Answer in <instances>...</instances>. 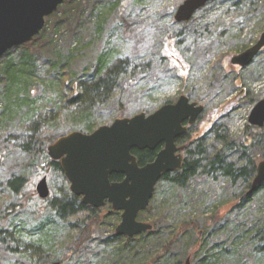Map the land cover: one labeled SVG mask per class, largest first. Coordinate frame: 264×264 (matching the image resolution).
Wrapping results in <instances>:
<instances>
[{"label": "trees", "instance_id": "16d2710c", "mask_svg": "<svg viewBox=\"0 0 264 264\" xmlns=\"http://www.w3.org/2000/svg\"><path fill=\"white\" fill-rule=\"evenodd\" d=\"M103 1L72 0L61 4L46 18L37 36L7 52L13 51L17 57L6 58V53L0 57L1 76L5 81L4 105L0 104V138L13 122L23 123L32 132L33 140L22 145V151L36 171L45 174L48 184L56 173L66 186L61 192L52 189V198L50 190L49 197L41 199L34 191L28 192V178L14 176L5 182L0 190V257L8 264L54 261L87 264L98 255L107 258L106 264H184L187 257L190 264H217L237 243L241 247L250 245L257 256H264V210L255 206L264 182L248 193L257 163L264 159V125L247 124L240 136L230 137L226 125L221 124L214 127L211 144L206 145L198 138L189 144H195L194 148L185 145L181 168L161 176L149 205L137 216L152 228L132 237L115 234V225L109 218L119 213L112 211L109 204L104 206L109 210L102 214L101 208L83 204L80 197L70 192L59 163L48 156L47 146L67 132L95 130L99 126L97 109L110 98L112 89L116 86L127 89L136 80L131 74L132 78L118 80L122 69L119 60L105 47L92 54L89 61L85 60L88 65L75 75L67 65L78 47L58 50L52 44V39H61L63 33L59 28L62 22L57 20L61 13L66 28L76 33L83 23L98 22L97 7ZM216 1H209L197 11L202 14L226 0ZM64 4L70 7L63 12ZM165 10L160 13L161 18ZM123 21L130 29L131 24ZM191 21L182 23L183 30L190 27ZM196 35L201 37L203 32ZM43 52L47 58L37 63L36 58ZM203 55L208 58L207 52ZM47 125H62L65 131L58 136L45 134ZM160 147L132 149L131 153L139 165H144L155 158ZM3 157L1 152L0 162ZM122 178L120 174L110 176L114 182ZM193 181L196 185H191ZM161 184L177 187L179 195L168 198L162 194L158 201ZM180 191L189 198L185 200ZM226 205L230 207L224 211ZM49 210L54 211L60 226L53 225L48 218L37 227H29L24 220H19L25 213L43 215ZM236 264L253 263L242 256Z\"/></svg>", "mask_w": 264, "mask_h": 264}, {"label": "rangeland", "instance_id": "374dc122", "mask_svg": "<svg viewBox=\"0 0 264 264\" xmlns=\"http://www.w3.org/2000/svg\"><path fill=\"white\" fill-rule=\"evenodd\" d=\"M183 1L104 0L97 7L96 13L100 14L98 22H85L76 33L66 28L62 13L58 16L63 33L61 39H52V44H56L58 50L78 47L67 65L71 72L77 75L88 65L92 54L105 47L119 60L122 69L118 80L132 78L129 74L136 78L127 89L118 86L112 89L110 98L97 109L99 126L109 125L117 115H122L118 117L122 118L141 112L149 114L167 101L173 103L184 95L190 102L203 106V111L193 124L188 125L189 130L180 138L181 144L189 146L190 142L199 138L209 145L214 139V127L225 124L227 128L234 114L242 113L244 109L250 111L257 101L264 98V48L244 68L231 63L233 56L252 46L264 31V0H217L219 3L204 13L196 11L186 30H183L182 23L174 20V12ZM69 7L64 4L61 10L67 11ZM164 9V17L161 18L160 13ZM123 20L131 24L130 29L125 27ZM200 31L203 32L201 37L196 35ZM205 52L208 58L203 55ZM6 54V58L17 57L13 51ZM41 54L39 59L36 58L37 63L47 58L44 52ZM4 84L0 71L1 105H4L5 99ZM44 128L47 130L45 134L53 136L65 131L62 125H47ZM31 136L32 132L23 123L15 121L0 138V154L4 153L0 162V190L8 179L23 176L28 178V192L36 193L35 185L45 174L36 171L35 165L21 149L30 139L33 140ZM194 146L192 144L189 148ZM48 185L50 198L54 196L52 189L61 192L66 187L56 173ZM191 185H196V182ZM178 193L177 187L161 184L156 198L159 201L162 194L175 198ZM180 194L185 200L189 198L184 191ZM256 197L255 206L264 210V189ZM103 207L98 208L102 214L109 210ZM229 207L226 205L224 211ZM118 213L109 218L114 227L120 222ZM47 218L53 225L60 226L52 210L43 215L25 213L20 215L19 220H24L29 227H37ZM251 247L247 244L241 247L237 243L229 248V253L220 257L217 264H236L242 256L253 264H264V256H257ZM100 257L96 256L87 264H106L107 258ZM0 264L8 262L0 257Z\"/></svg>", "mask_w": 264, "mask_h": 264}, {"label": "water", "instance_id": "95a60500", "mask_svg": "<svg viewBox=\"0 0 264 264\" xmlns=\"http://www.w3.org/2000/svg\"><path fill=\"white\" fill-rule=\"evenodd\" d=\"M72 0H0V57L10 49L31 41L41 32L45 19L57 7ZM211 0H184L174 12V20L183 23ZM264 48V31L249 48L231 58V63L244 68ZM203 106L180 95L173 103H165L153 112L116 118L109 125H100L90 133L71 131L47 146L51 160L57 161L69 183L70 192L83 204L100 208L106 203L120 212V222L114 232L132 237L148 231L152 225L137 219L150 203L157 182L164 173L176 171L184 163L185 146L176 144L195 122ZM248 123L264 125V98L252 107ZM155 158L139 165L132 149L153 150L160 146ZM112 174L123 176L111 181ZM264 182V159L256 166L248 193ZM39 198L49 197L47 177L35 185ZM50 264H60L58 261ZM184 264H190L187 257Z\"/></svg>", "mask_w": 264, "mask_h": 264}, {"label": "built area", "instance_id": "2783aa9c", "mask_svg": "<svg viewBox=\"0 0 264 264\" xmlns=\"http://www.w3.org/2000/svg\"><path fill=\"white\" fill-rule=\"evenodd\" d=\"M249 109H244L242 113H236L232 116L231 122L228 124V132L232 136H240L242 132L244 131L246 124L248 123L249 118ZM216 189H219V186L216 187ZM216 194L214 195V198H216Z\"/></svg>", "mask_w": 264, "mask_h": 264}, {"label": "flooded vegetation", "instance_id": "af4514ba", "mask_svg": "<svg viewBox=\"0 0 264 264\" xmlns=\"http://www.w3.org/2000/svg\"><path fill=\"white\" fill-rule=\"evenodd\" d=\"M252 109V108H251ZM251 111V110H250ZM249 114H250V112H249ZM184 124H186L187 125V127H188V130H189V126H188V123L187 122H184ZM187 130V131H188ZM183 136V135H182ZM182 136H179L177 139H176V144L178 145V146H180V145H182L181 143V140H180V138L182 137ZM180 140V141H179ZM184 152H185V149H184Z\"/></svg>", "mask_w": 264, "mask_h": 264}]
</instances>
